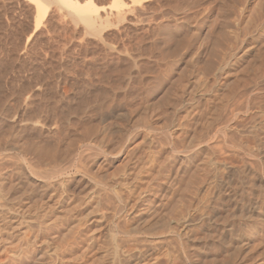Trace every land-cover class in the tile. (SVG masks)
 Returning <instances> with one entry per match:
<instances>
[{"label":"rangeland","instance_id":"1","mask_svg":"<svg viewBox=\"0 0 264 264\" xmlns=\"http://www.w3.org/2000/svg\"><path fill=\"white\" fill-rule=\"evenodd\" d=\"M38 1L0 0V264H264L259 1Z\"/></svg>","mask_w":264,"mask_h":264},{"label":"bare ground","instance_id":"2","mask_svg":"<svg viewBox=\"0 0 264 264\" xmlns=\"http://www.w3.org/2000/svg\"><path fill=\"white\" fill-rule=\"evenodd\" d=\"M34 3H36L37 4V18L38 17H40V14L41 13H43L44 12V10H43V8H44V6L42 5V4H39V1L38 0H32ZM258 1H259V3H258ZM257 1V3H258V5H257V19H255V18H253V19H255L253 22L255 23V32H256V41H257V48L259 47V49H257V50H259V52H260V54H259V56H264V0H258ZM90 3V0H88V1H86L85 2V4L87 5V4H89ZM84 4V5H85ZM85 5V6H86ZM84 6V7H85ZM87 6H89V5H87ZM86 6V7H87ZM84 10V9H83ZM82 10V11H83ZM87 10V9H86ZM86 10H84V11H86ZM83 11V12H84ZM255 12V11H254ZM45 13V12H44ZM43 13V14H44ZM87 17H89V16H87ZM86 17V18H87ZM247 17V16H246ZM85 18V19H86ZM252 19V18H251ZM251 21V20H250ZM94 22V21H93ZM252 22V21H251ZM246 24V26H248L249 24L246 22L245 23ZM251 26V25H250ZM249 27V26H248ZM247 28V27H246ZM244 29H242V31H243ZM249 30V28H247V31ZM254 30V29H253ZM244 31H246V29L244 30ZM251 31V30H250ZM247 33V32H246ZM254 33V32H253ZM245 34V33H244ZM245 36V35H244ZM243 36V37H244ZM254 36V35H253ZM252 38V37H251ZM252 49V48H251ZM264 59V58H263ZM261 84V83H260ZM259 86H261V85H259ZM262 87V86H261ZM254 93V92H253ZM252 94V93H251ZM264 97V96H263ZM243 102V101H242ZM255 103V102H254ZM262 103V102H261ZM155 105V104H154ZM157 105V104H156ZM237 108V107H236ZM264 109V108H263ZM147 110H149V109H147ZM240 111V110H239ZM231 116V115H230ZM229 116V117H230ZM227 118V117H226ZM100 122V121H99ZM212 123V122H211ZM264 123V122H263ZM218 126V125H217ZM209 128V127H208ZM225 131V130H224ZM240 133V132H239ZM227 135V134H226ZM230 135V134H229ZM216 136V135H215ZM232 136V135H231ZM208 137V136H207ZM227 137V136H226ZM233 137V136H232ZM231 138V137H230ZM88 139V138H87ZM220 139V138H219ZM229 139V138H228ZM232 139V138H231ZM231 141H233V139L231 140ZM191 142V141H190ZM236 142V141H235ZM229 143H231V142H229ZM232 143H234V142H232ZM220 144V143H219ZM238 144V143H237ZM218 146V145H217ZM240 146V145H239ZM7 147V146H6ZM241 147V146H240ZM190 148H191V146H190ZM215 148H216V146H215ZM230 149H231V147H230ZM47 151V150H46ZM41 154V153H40ZM46 155V154H45ZM220 155V154H219ZM54 156V155H53ZM227 156V155H226ZM238 156V155H237ZM211 157V156H210ZM53 158V157H52ZM241 158V157H240ZM3 159V158H2ZM5 159V158H4ZM48 159V158H47ZM59 159V158H58ZM210 159V158H209ZM261 159V158H260ZM259 161V160H258ZM56 162V161H55ZM256 163H258V162H256ZM262 163V162H261ZM56 164V163H55ZM58 164H59V162H58ZM264 164V163H263ZM68 165V164H67ZM59 166V165H58ZM264 165H262V166H260V167H262V169L264 168L263 167ZM54 167H56V166H54ZM253 168V167H252ZM81 169V168H80ZM85 169V168H84ZM259 169V168H258ZM67 170V169H66ZM56 171V170H55ZM62 171V170H61ZM32 172V171H31ZM263 172V171H262ZM57 174V173H56ZM263 174V173H262ZM51 175V174H50ZM49 176V175H48ZM48 178V177H47ZM261 178V177H260ZM262 179V178H261ZM97 182V181H96ZM171 182H172V180H171ZM101 183V182H100ZM170 183V182H169ZM175 186V185H174ZM252 187V186H251ZM99 188V187H98ZM101 188V187H100ZM103 189V188H102ZM263 189V188H262ZM107 192V191H106ZM109 194V193H108ZM107 194V195H108ZM133 196V195H132ZM118 198V197H117ZM114 199V198H113ZM132 200V199H131ZM160 201V200H159ZM160 203V202H159ZM164 204V203H163ZM168 205V204H167ZM171 206V205H170ZM167 207V206H166ZM163 209V208H162ZM176 209V208H175ZM153 210V209H152ZM120 211V210H119ZM180 211V213H181V210H179ZM129 212V211H128ZM151 210L150 211H148L147 210V212H146V210H145V212L143 213L142 212V214H143V217L141 218V219H149V217L150 216H152L151 215ZM120 213V212H119ZM155 213V212H154ZM172 213V212H171ZM141 214V213H140ZM179 214V213H178ZM137 215V214H136ZM164 215V214H163ZM155 216V215H154ZM183 216V215H182ZM241 217V216H240ZM152 218V217H151ZM151 218H150V222L148 223L150 226H155L158 222V220L160 219V218H158V220H156V219H154V218H152V220H151ZM149 221V220H148ZM159 221H161V220H159ZM144 222V221H143ZM146 222H147V220H146ZM139 223H140V221H139ZM171 223V222H170ZM142 224V223H141ZM146 224V223H145ZM148 224H147V226H148ZM161 224H163V223H161ZM250 224V223H249ZM135 225V224H134ZM137 226H140L139 224L137 225ZM149 227V226H148ZM151 228V227H150ZM153 228H156V226L155 227H153ZM148 229V228H147ZM152 229V228H151ZM168 229V228H167ZM127 230V229H126ZM154 231V230H153ZM132 233V232H131ZM154 234V233H153ZM161 234V233H160ZM260 235V234H259ZM250 237V236H249ZM124 239V238H123ZM135 240V239H134ZM136 242V241H135ZM174 242V241H173ZM176 242H177V240H176ZM137 243V242H136ZM141 243V242H140ZM159 243H162V241L161 242H159ZM258 243V242H257ZM156 244V243H155ZM175 244V243H174ZM182 244V243H181ZM140 245V244H139ZM152 245V244H151ZM257 246V245H256ZM258 247V246H257ZM137 248V247H136ZM135 248V249H136ZM154 248V247H153ZM161 248V247H160ZM213 248V247H212ZM235 248V247H234ZM259 248V247H258ZM152 249V248H151ZM227 249H229V248H227ZM141 250V249H140ZM200 250V249H199ZM237 250H238V248H237ZM226 251V250H225ZM172 252V251H171ZM233 252V251H232ZM220 253V252H219ZM228 255H230L229 253H227ZM226 254V255H227ZM233 254H234V252H233ZM233 256V255H232ZM235 257L237 256V255H234ZM245 256V255H244ZM188 257V256H187ZM230 257V256H229ZM214 258V257H213ZM247 258V257H246ZM237 259V258H236ZM191 260V259H190ZM222 260V259H221ZM227 260V259H226ZM231 260V259H230ZM243 260V259H242ZM224 261V260H223ZM228 261V260H227ZM241 261V260H240ZM254 261V260H253ZM200 263V262H199ZM250 263H253V262H250ZM225 264V263H224ZM229 264V263H228ZM263 264V263H262Z\"/></svg>","mask_w":264,"mask_h":264}]
</instances>
